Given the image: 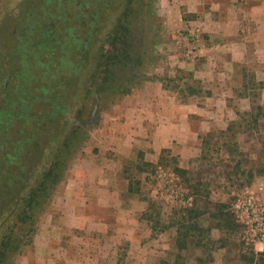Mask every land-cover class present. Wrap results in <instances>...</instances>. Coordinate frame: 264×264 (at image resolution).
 I'll return each instance as SVG.
<instances>
[{"label": "rangeland", "instance_id": "374dc122", "mask_svg": "<svg viewBox=\"0 0 264 264\" xmlns=\"http://www.w3.org/2000/svg\"><path fill=\"white\" fill-rule=\"evenodd\" d=\"M83 2L99 14L88 60L62 135L40 157L26 145L20 192L0 200L2 264H245L264 252L248 209L264 207V0H0V97L16 102H1L0 144L21 127L4 113L21 109L20 88L36 93V61H62L31 47L37 27L71 44L69 27L86 33Z\"/></svg>", "mask_w": 264, "mask_h": 264}, {"label": "trees", "instance_id": "16d2710c", "mask_svg": "<svg viewBox=\"0 0 264 264\" xmlns=\"http://www.w3.org/2000/svg\"><path fill=\"white\" fill-rule=\"evenodd\" d=\"M61 1L62 0H57V9H60ZM80 5L86 9H92L90 17H87V13L83 14L79 6L77 7V10H79L77 14H75L76 18L80 17L78 20L75 19V23L86 28L85 36H75L73 31L74 28L69 27L66 34L69 35L71 44L60 46L61 43H59V36L55 32L56 29L50 27L51 22L46 24L44 20L41 22L40 26L37 27L35 32L37 41H34L35 43L33 42L31 47L37 50H41L42 47L46 50L50 47L49 52L52 53L51 55L55 53L62 57L61 64H58L57 67L58 69L62 67V69L57 70V68H55V71L51 72V70L54 69L51 66L56 63V60H49L47 57V55H49L48 53L46 54V59L49 60L48 62L37 60L34 64L36 72L33 75V84L36 93H32L27 84L23 85L22 88H20L19 100H17L21 105V109L19 111L9 110L4 112L8 114V117H11L12 121L14 119L19 120L21 127H18L12 139L9 136L8 129H4L7 142L6 144H0V150L4 151L3 155L0 154V200H3V202L7 199L9 201L12 199L15 200V197L17 198L20 192V185L23 183L26 176L24 171L26 165L23 163L24 160L22 159L27 158V155L22 156V153L24 151L28 153L31 152L30 149L28 150L26 148V145L33 142V151L40 157L41 152L44 153L52 138H59L62 134L58 135V133H61L65 128V116L71 111V86L77 81L80 70L88 60L89 48L84 41L90 39L95 32V25L99 15L98 12L93 9L94 3L83 2ZM41 10L42 14H44L42 17H47L48 13L45 11L47 9L42 8ZM76 37H78V40H76ZM26 52L25 49L24 53ZM3 98L5 102H10L12 106L16 103L14 99H8L7 96L4 97L3 95L0 97V105L1 102H3ZM26 104H30V106H26ZM31 107L37 110L36 114L32 116H30L31 112L29 110ZM50 173L51 171L46 173L44 179L50 178ZM222 215L225 216L227 221L226 224L230 225L228 215ZM189 217L192 219V211ZM196 227L195 225L192 226L193 229H197ZM184 235H187V233ZM178 241L179 243L181 242L180 237ZM4 257L5 252L0 251V264H2ZM244 261L245 264H264V252L256 253L251 250L248 252L247 256H244Z\"/></svg>", "mask_w": 264, "mask_h": 264}, {"label": "built area", "instance_id": "2783aa9c", "mask_svg": "<svg viewBox=\"0 0 264 264\" xmlns=\"http://www.w3.org/2000/svg\"><path fill=\"white\" fill-rule=\"evenodd\" d=\"M251 214L255 217L254 220H257L260 223L257 222L258 230L256 231V240L260 243L264 244V207L263 208H253L251 206L250 208ZM261 215L260 217H258ZM256 222V221H255Z\"/></svg>", "mask_w": 264, "mask_h": 264}, {"label": "crops", "instance_id": "0c3cea01", "mask_svg": "<svg viewBox=\"0 0 264 264\" xmlns=\"http://www.w3.org/2000/svg\"><path fill=\"white\" fill-rule=\"evenodd\" d=\"M181 159H182V162H184V160H185V157H184V156H182V158H181ZM182 167H183V165H182Z\"/></svg>", "mask_w": 264, "mask_h": 264}]
</instances>
